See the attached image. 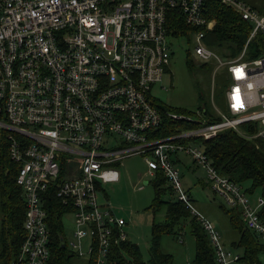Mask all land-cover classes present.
I'll use <instances>...</instances> for the list:
<instances>
[{"label":"built area","instance_id":"1","mask_svg":"<svg viewBox=\"0 0 264 264\" xmlns=\"http://www.w3.org/2000/svg\"><path fill=\"white\" fill-rule=\"evenodd\" d=\"M216 1L250 25L231 60L201 44L199 27L210 30L213 22L203 19L204 0H0V140L16 170L23 206L24 237L12 264H46L44 204L50 197L61 214L73 217L76 244L67 249L91 264H105L110 244L125 241V224L99 204L98 194L117 182L116 166L132 155L143 157L151 180L156 174L164 178L205 233L214 264H241V258L181 192L179 154L204 171L209 190L226 208L238 209L244 228L264 245L257 215L262 199L252 208L242 188L219 175L198 144L230 129L264 146V53L244 60L253 38L264 37V14L244 0ZM171 15L189 28L178 37L167 26ZM188 33L198 63L212 60L226 69L225 112L211 109L217 122L206 124L199 110L163 114L151 97L168 71L171 40ZM162 118L195 127L160 137ZM241 125L252 127V134ZM86 236L91 241L83 256L80 242Z\"/></svg>","mask_w":264,"mask_h":264},{"label":"trees","instance_id":"2","mask_svg":"<svg viewBox=\"0 0 264 264\" xmlns=\"http://www.w3.org/2000/svg\"><path fill=\"white\" fill-rule=\"evenodd\" d=\"M252 6L264 14V3H260L257 8L255 5ZM203 19L205 22H214L211 30H206L205 25L199 27V30L204 31L203 38L209 40L207 46L223 60L235 58L244 45L250 31V25L241 20L236 13L220 5L216 0H204ZM167 26L174 37L184 34L189 29L181 24L179 18H175L172 15L167 19ZM262 53H264V37L257 35L247 45L244 59L249 61ZM185 57V65L190 70L191 62L188 52H186ZM221 82L226 84V76L224 74L221 77ZM199 97L202 98L201 92H199ZM161 110L163 114L165 110L188 115L187 112L178 109L162 108ZM199 111L205 113L206 124L219 120L211 110H207L205 107L200 108ZM189 115L193 114L189 113ZM194 127L192 123L187 124L162 118L159 136H171L177 131V128H182L179 129V131H182ZM239 129L247 134H252L253 132L252 127L248 125H241ZM198 144L203 148L210 165L219 175L240 187L241 184L249 183L248 195L254 192L259 193L263 205L257 215L260 222L264 225V146L257 140L249 141L243 139L230 129L222 130L214 138L200 141ZM15 175L16 170L6 158L3 143L0 140V264H12L15 262L19 246L24 237L22 198L14 184ZM160 186L164 188L161 191L159 190ZM153 189L154 197L148 209L154 216L163 207L164 221L162 224H157L152 219L151 239L148 246V261L146 264H172L171 256L164 255L159 250L160 237L163 235H174L172 228L179 226L180 221L184 219L189 223L188 218L190 219V216L182 204L178 202L163 203L160 201V194H163L166 189L169 191V189L164 178L159 174H156ZM99 192H102V195L106 198L104 191L100 190ZM44 205L49 229V258L46 264H66L70 257L73 255L74 257L77 256L69 250L66 253L65 247L60 242V239H63L60 223L61 206L51 197L46 199ZM227 212H229L227 218L230 229L236 234H240V241L232 242L230 246L243 250L244 256L241 258V263L259 264L258 256L264 253V245L259 243L254 238V235L244 228L238 209H230ZM191 224L196 227L190 230L194 245L192 264H214L213 251L205 233L194 219H192ZM240 231H242V234ZM86 264H91V261H87ZM105 264L144 263L141 260L138 248L124 241L118 244H110Z\"/></svg>","mask_w":264,"mask_h":264},{"label":"rangeland","instance_id":"3","mask_svg":"<svg viewBox=\"0 0 264 264\" xmlns=\"http://www.w3.org/2000/svg\"><path fill=\"white\" fill-rule=\"evenodd\" d=\"M244 2L255 5L257 8L260 3H264V0H244ZM211 23L213 26L214 22ZM208 42L207 38H203L201 44L212 51L207 46ZM194 46V37L190 33L180 40H171L168 71L162 76L160 82L153 87L151 97L161 108L182 110L188 115L189 113L195 114L202 107L211 110L212 105L218 111L225 112L224 92L227 83L221 82L222 75L226 74L225 66H217V62L214 63L212 60L205 64L198 63L192 54ZM186 52H188L191 62L190 70L185 65ZM217 56L223 60L219 55ZM199 92H201L202 98L199 97ZM179 129L182 128L176 130ZM177 159L179 163H177L176 169L180 175L181 192L189 197L193 211L205 218L215 228L225 247L243 258L242 249L230 246L232 242L240 241V234H236L228 225L227 215L229 212L227 211L230 209L224 207L220 197L209 190L205 173L200 167L192 165L191 161L181 154L177 156ZM115 169L118 174L117 182L105 185L103 191L106 198L102 192H99L98 201L99 204L108 207L116 219L124 222L122 232L125 235V242L138 248L141 260L146 264L152 219L155 223L162 224L164 208L162 207L154 216L148 209L154 197V180L147 176V169L142 156H128ZM143 182H148V184L143 186ZM141 185L143 186L142 189H140ZM241 188L243 192L247 193L249 183L241 184ZM163 189V186L159 187L160 191ZM247 196L249 205L255 208V202L260 198L259 193L254 192ZM160 201L163 203L177 202L176 195L166 189L163 194H160ZM188 221L189 223L184 219L180 221L179 226L173 227L174 235L160 237L159 250L162 254L171 256L172 264H192L194 245L190 230L196 227L191 224L192 218H188ZM60 223L64 239L62 245L65 247V252L68 253L66 244H76L73 237V217L67 213H62ZM240 233L242 234V231ZM180 238L183 242L182 245L177 243V239ZM90 241V237L86 236L80 242L83 256H85ZM258 262L264 264V253L258 256ZM86 263V258H77L73 255L66 264Z\"/></svg>","mask_w":264,"mask_h":264},{"label":"water","instance_id":"4","mask_svg":"<svg viewBox=\"0 0 264 264\" xmlns=\"http://www.w3.org/2000/svg\"><path fill=\"white\" fill-rule=\"evenodd\" d=\"M203 116L205 115L204 112H202ZM143 185L146 186L147 183L146 182H143ZM60 242H62V239H60Z\"/></svg>","mask_w":264,"mask_h":264},{"label":"crops","instance_id":"5","mask_svg":"<svg viewBox=\"0 0 264 264\" xmlns=\"http://www.w3.org/2000/svg\"><path fill=\"white\" fill-rule=\"evenodd\" d=\"M176 166H177V164H176ZM144 186V185H143ZM247 194V193H246ZM248 195V194H247ZM225 246V245H224Z\"/></svg>","mask_w":264,"mask_h":264}]
</instances>
